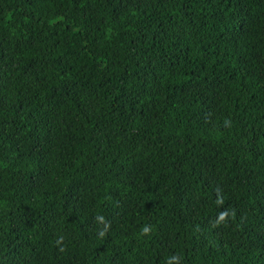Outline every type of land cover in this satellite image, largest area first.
Here are the masks:
<instances>
[{
    "label": "trees",
    "instance_id": "trees-1",
    "mask_svg": "<svg viewBox=\"0 0 264 264\" xmlns=\"http://www.w3.org/2000/svg\"><path fill=\"white\" fill-rule=\"evenodd\" d=\"M0 264H264V0H0Z\"/></svg>",
    "mask_w": 264,
    "mask_h": 264
},
{
    "label": "clouds",
    "instance_id": "clouds-1",
    "mask_svg": "<svg viewBox=\"0 0 264 264\" xmlns=\"http://www.w3.org/2000/svg\"><path fill=\"white\" fill-rule=\"evenodd\" d=\"M225 216H226V213H221L220 216H219V220H224L225 219ZM99 220L103 221V217H98ZM105 227H107V225H105ZM145 233L148 232V229L145 228L143 230ZM100 235H103V232L100 233ZM173 259H176L175 257H173Z\"/></svg>",
    "mask_w": 264,
    "mask_h": 264
}]
</instances>
